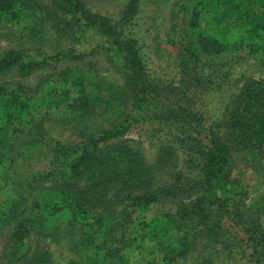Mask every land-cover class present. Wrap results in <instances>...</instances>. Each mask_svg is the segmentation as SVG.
<instances>
[{
    "label": "trees",
    "instance_id": "trees-1",
    "mask_svg": "<svg viewBox=\"0 0 264 264\" xmlns=\"http://www.w3.org/2000/svg\"><path fill=\"white\" fill-rule=\"evenodd\" d=\"M178 5L179 17L184 18L190 30L182 33L185 44L178 54L187 76L191 77L185 78L183 84L190 89L198 87L206 95L220 93L226 87L216 85L224 78L221 73L214 74L213 79V73L202 74V67L190 69L186 51L197 58L202 55V48L207 52H230L253 42L250 52L257 54L261 45L264 47V0H182ZM138 8V0H129L115 22L91 11L84 0H0V21L15 26L19 20L28 19V25L24 26L27 39L47 25L57 27L59 20L60 29L63 24L70 26L68 19L81 24L78 26L84 30L93 31L100 40L107 37L105 50L110 52V60L118 62L116 71L123 80L119 83L100 76L92 83L84 82L79 77L84 72L82 68L59 74L58 104L63 101L66 105L70 100L66 110L71 114L68 119L78 131L79 141L66 144L54 141L50 167L40 173L42 176L30 180L28 190L20 192L15 189V182L8 179L5 160L8 155L2 146L8 145L10 150L15 141L4 142L2 130L10 125L14 134L26 129L29 135L28 128L40 125L36 120L41 110H36V97L22 93L19 87L0 78V174L3 176L0 194L7 190L9 193L6 198L9 203L5 208L0 207L3 217L0 226L8 228L6 240L11 242L2 246L6 253L5 259L0 254V264H128L127 258L123 259L125 256L135 257L143 251L161 256L157 264H165L164 259L171 254L186 259L189 251L200 253L203 258L199 264H233L237 257L235 248L239 242L232 236L231 227L230 236L222 240L225 234L222 225L230 221L232 226L236 220L230 217L234 210L238 211L235 198L240 186L232 176L235 159L242 153V160L253 154L264 166V70L257 78L239 84L235 93L228 86L227 95L231 97L222 120L206 127L202 116L182 107L167 92L164 96L159 82L146 74L141 46L130 26ZM15 27L8 33L19 32ZM62 51H65L63 55L68 53ZM262 57L259 56V61L264 64ZM42 63L36 57H28L22 49L7 47L0 54V76L11 72L26 76ZM94 105L103 108L117 125L104 128L99 122L97 127L96 117L88 123L91 115H85L83 110ZM134 110L145 114L157 111L154 116L158 125L178 119L188 124V128H194L188 130L191 139L187 145L195 157L194 161L189 160L196 172L193 178L185 176V170L172 172L167 168L173 183L158 182L157 174L146 173L150 165L142 154L118 136L129 129V117L136 116L130 114ZM76 118L81 119L76 121ZM203 129L207 133L200 137ZM176 136L168 127L163 149L174 152L171 143L178 140ZM95 193L103 197L98 198ZM166 196L173 201V211L158 212L148 220H139L140 215L133 218L137 212L143 217L151 204L159 198L164 201ZM17 207L22 209L18 211ZM258 208L264 210V201ZM242 225L247 241L240 243L237 250L244 248L250 253L246 257L238 253L241 255L238 260L242 258L247 263L251 257L261 264L264 218L255 212ZM42 234V245L32 248ZM34 236L37 239L31 242ZM229 238H233V245L228 247L224 242ZM24 244H27L25 249ZM218 244H223L226 252L213 253ZM255 255L257 258L252 257ZM132 261L144 263L142 257Z\"/></svg>",
    "mask_w": 264,
    "mask_h": 264
},
{
    "label": "rangeland",
    "instance_id": "rangeland-1",
    "mask_svg": "<svg viewBox=\"0 0 264 264\" xmlns=\"http://www.w3.org/2000/svg\"><path fill=\"white\" fill-rule=\"evenodd\" d=\"M40 1L43 2V0ZM84 1L91 11L106 15L116 22L129 0ZM138 1V12L130 20V26L133 37L138 39L139 45L141 46L146 74L149 75L150 79L156 80L152 81L159 82L160 87L165 91L163 93L164 96H166L167 92V95L172 96L175 102L178 101L182 107L202 116L206 127L214 126L217 121L222 120L225 106L228 104L229 97H231V95H227L228 86L233 88L232 92L235 93L236 87L242 84L243 81L250 78L255 79L262 74L264 64L259 60L261 58L263 59L264 47L261 45L257 54L255 51L250 52L251 43L253 42L230 52L214 53L204 51L205 49L202 48V55L197 58H194L186 51L185 58L188 60L190 69L195 70L194 67L198 66L202 67V74L213 73V79L218 73H221V78L224 77L221 83H218V80L216 85L224 84L226 87L220 93L217 92L215 94L214 91V93L211 92L206 95L198 87L190 89L187 85L183 84L185 78L191 77L187 76L186 67L182 64L180 58H178V54L183 51V45L185 44V39H182L181 35L185 30L190 31L187 24L184 23V18L179 17L181 11L180 5L178 4L182 0ZM44 3L50 4L49 2ZM68 20L71 23L70 26L63 24L62 29H60L59 25L62 21L59 20L57 27L47 25L42 31L39 30L37 35L33 36L32 39L25 37L27 28L24 26L28 25V19L25 21L19 20L20 23H16V27L7 22L5 24L4 20L0 21V54L7 47H17L18 49H22L28 57H36L38 61L44 62L34 72L26 76H21L16 72L0 76L1 80L5 83L19 87L22 93L31 94L36 97L38 102L36 110H41L39 119L36 120L40 121V125L28 128L27 130L30 129L29 135H27L28 132L25 131L26 129L23 132L14 134L12 132L13 126L10 125L7 127L4 126L2 130L3 134H5L4 142L8 144V142L15 141L10 150L7 149L8 145L2 146L6 149L5 151L8 155L7 159H5L7 160L6 168L8 179L15 182V189L20 190V192L30 188L29 182L31 179L42 176L43 174L40 173L48 170L53 154L51 145L54 141H59L63 144L79 141L78 131L68 119V115L71 114L69 110H66V105L70 103V100L66 102V105L63 101L58 104L61 91L57 89L59 88L57 83L59 74L67 73L70 69L82 68L84 72L82 71L83 73H80L79 77L84 82L92 83L100 76H105L109 81L116 80L119 83L123 82L116 71V63L118 64V62L110 60V52L105 50L108 44L107 37L100 40V37L93 31L84 30L78 26L81 24L77 25L71 22L70 19ZM14 27L19 32L13 34L8 33ZM72 29L74 30L73 32H71ZM186 47L189 46L186 45ZM62 50H66L68 53L63 55L65 51ZM223 74H227V76ZM128 104L130 105L131 101H128ZM57 105L59 106L57 107ZM97 106L99 105H94L91 108L89 106L83 110L85 115H91L88 123L96 117L99 119L98 122L94 123L97 127L98 125L96 124L99 122L104 128L117 125V121L113 122L108 117V113L103 108H97ZM136 111L134 110L130 113L131 115L136 114V116L134 118L129 117L131 120L129 129L123 135L118 136H121L120 138L125 139V141L128 140L142 154L148 165H150L146 173L153 176L157 174V179L155 180H158V182L165 180L168 183H173V176L167 172L169 171L167 168H170L172 172L185 170L186 173L184 175L193 178L196 172L189 160L194 161L195 157L192 151L187 148V145L191 139L188 136V130L194 128H188V124L184 123V121H178V119H175L174 123L170 120L167 124L158 125L155 122L157 119L154 116L157 111L153 110L150 113L147 112V114L144 112L137 113ZM111 114L113 115V113ZM102 115L104 116L101 117ZM79 119L81 118H76V121ZM182 124H185L186 127H183ZM168 127L172 132L177 134L176 137L178 138V140H174L171 143L174 152L163 149V146L166 145L163 138ZM158 128L161 129L157 132L156 129L158 130ZM195 130L197 131V128ZM206 133L207 131L203 129L200 137H203ZM195 135L193 134L192 136L194 137ZM242 156L243 153L235 159L232 172V176L238 180L239 186L241 187H239V194L235 198L238 203V211L234 210L230 217V219H235L236 221L232 226L230 221H225L222 225V230L225 232L222 240L230 236L228 231L231 227V231L234 234L232 236L236 237L235 240L239 244L246 243L247 241V234L244 232L242 221H250L251 217L255 215V212L264 218V210L261 212V209L258 208L264 201V166L256 161L257 158L255 159L253 154H249L247 159L244 160H242ZM164 164L166 166H163ZM2 177L0 174V179ZM94 195H98V198L103 197V194L95 193ZM0 196V207L5 208L9 203V201H6V198L9 197L8 190L2 193V195L0 194ZM29 201H27V204H29ZM171 202L173 201L167 196L164 201L162 198H159L145 210L143 217L137 212L134 213L133 218L139 217L140 215L139 220H148L158 212L173 211ZM17 209L20 211L22 208L17 207ZM237 215L239 217L241 216V218H237ZM2 220L3 217H0V223ZM2 227L0 226V254L5 259L4 255L6 250L2 246L7 243L10 244L11 242L6 240L8 228ZM43 234L38 244L32 248L39 244L42 245ZM34 239H37V237L34 236L31 242H34ZM232 239L229 238L224 244L229 247L232 244ZM239 244H236L235 251L237 253L235 252V256L237 257L233 259V264H249L248 262L251 260L252 263L250 264H256L254 262L255 259L251 257H249L247 263L242 258L238 260V256L241 257L238 253H242L245 257L250 253L244 248L237 250L240 248ZM24 246L25 249L27 244H24ZM212 252L217 254L226 252V249L223 248V244H218L212 249ZM198 254H200L198 251L192 254L189 251L186 259L180 258L177 254H171L166 256L164 262L165 264H199V261L203 257L200 258L201 255L199 256ZM230 256L232 257L234 254ZM94 257L96 258V256ZM136 257H142L143 264H149L154 261L157 264L161 256H155L152 253L147 254L143 251L138 256H125V258H122H127L128 264H137L132 261ZM172 257L174 259L169 261L168 258ZM252 257L257 258V255ZM261 264H264V260H262Z\"/></svg>",
    "mask_w": 264,
    "mask_h": 264
}]
</instances>
